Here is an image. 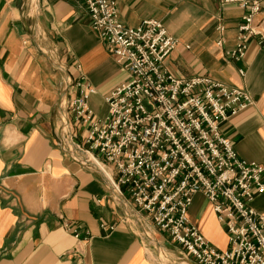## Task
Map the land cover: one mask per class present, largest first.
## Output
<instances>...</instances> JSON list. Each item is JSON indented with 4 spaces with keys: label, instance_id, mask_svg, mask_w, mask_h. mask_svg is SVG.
<instances>
[{
    "label": "crops",
    "instance_id": "obj_1",
    "mask_svg": "<svg viewBox=\"0 0 264 264\" xmlns=\"http://www.w3.org/2000/svg\"><path fill=\"white\" fill-rule=\"evenodd\" d=\"M116 8L126 26L145 18L165 25L177 39L164 60L175 76L205 75L249 93L253 104L221 130L239 157L264 166L263 43L254 36L243 58L228 54L243 10L219 0H116ZM254 23L264 35V4ZM80 77L95 89L88 104L99 119L108 114L104 97L129 78L82 0H0V264H170L160 246L165 234L157 237L145 214L84 163V128L66 114L70 84ZM251 206L264 214V192ZM188 216L215 248H226L202 193ZM166 245L183 263L198 264Z\"/></svg>",
    "mask_w": 264,
    "mask_h": 264
},
{
    "label": "built area",
    "instance_id": "obj_2",
    "mask_svg": "<svg viewBox=\"0 0 264 264\" xmlns=\"http://www.w3.org/2000/svg\"><path fill=\"white\" fill-rule=\"evenodd\" d=\"M82 1L91 27L129 75L104 97V119L88 104L95 89L83 77L70 84L66 114L84 128V163L101 166L105 181L198 264H264V214L251 206L264 192V166L239 157L221 130L253 104L249 93L205 75L172 74L164 60L177 39L160 20L126 26L116 0ZM219 2L243 10L229 56L243 58L254 36L264 49V35L254 23L264 0ZM216 28L221 46L225 27ZM196 193L207 199L224 229L225 249L215 248L190 221Z\"/></svg>",
    "mask_w": 264,
    "mask_h": 264
},
{
    "label": "rangeland",
    "instance_id": "obj_3",
    "mask_svg": "<svg viewBox=\"0 0 264 264\" xmlns=\"http://www.w3.org/2000/svg\"><path fill=\"white\" fill-rule=\"evenodd\" d=\"M155 228V227H154ZM155 230V235H157V237H159L158 236V234L160 233L159 231H158V229H154ZM159 239L161 240L160 242V246H161V249H163L165 252H168L169 253V255H170V257H171V259L174 261V262H171L170 264H182L183 262V260L179 257V256H176L175 254H172L173 253V251H171V250H174L172 247L173 246H170V245H166L167 244V242L169 241V240H167L166 239V241H164V240H162V238H160L159 237ZM169 243H171L170 241H169ZM172 245H175L174 243H171ZM169 251H171V253L169 252ZM158 256V255H157ZM162 261V260H161ZM185 261V260H184ZM182 262V263H181ZM163 263V262H162ZM183 264H190V263H187V262H185V263H183Z\"/></svg>",
    "mask_w": 264,
    "mask_h": 264
},
{
    "label": "bare ground",
    "instance_id": "obj_4",
    "mask_svg": "<svg viewBox=\"0 0 264 264\" xmlns=\"http://www.w3.org/2000/svg\"><path fill=\"white\" fill-rule=\"evenodd\" d=\"M56 65H57V62H56ZM76 150V149H75ZM94 166V168H96L102 175H104V173H103V170H102V168H101V166H97V165H93Z\"/></svg>",
    "mask_w": 264,
    "mask_h": 264
}]
</instances>
